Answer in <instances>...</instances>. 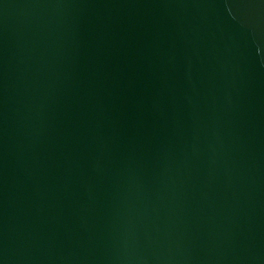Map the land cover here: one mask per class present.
I'll use <instances>...</instances> for the list:
<instances>
[{
  "label": "water",
  "instance_id": "obj_1",
  "mask_svg": "<svg viewBox=\"0 0 264 264\" xmlns=\"http://www.w3.org/2000/svg\"><path fill=\"white\" fill-rule=\"evenodd\" d=\"M0 264H264V0H0Z\"/></svg>",
  "mask_w": 264,
  "mask_h": 264
}]
</instances>
